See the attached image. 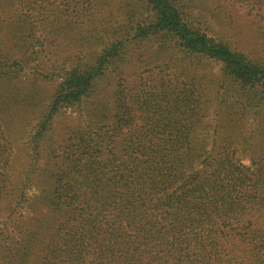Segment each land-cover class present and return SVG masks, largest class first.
<instances>
[{"label":"trees","instance_id":"obj_1","mask_svg":"<svg viewBox=\"0 0 264 264\" xmlns=\"http://www.w3.org/2000/svg\"><path fill=\"white\" fill-rule=\"evenodd\" d=\"M206 2H127L119 31L56 74L20 143L4 85L67 25L39 30L26 0H0L15 49L0 43V264H264V0H210L214 18L243 10L239 47L216 35ZM147 41L157 63L117 75L129 43ZM66 108L80 124L46 142Z\"/></svg>","mask_w":264,"mask_h":264},{"label":"rangeland","instance_id":"obj_2","mask_svg":"<svg viewBox=\"0 0 264 264\" xmlns=\"http://www.w3.org/2000/svg\"><path fill=\"white\" fill-rule=\"evenodd\" d=\"M26 1L23 15L39 30H41L39 27L45 18L51 20L54 18L53 24L56 26L61 24L67 26L61 31L64 35H60L56 40H51L52 37L45 38L46 34H43L45 39L41 38L42 40L39 41L43 45L40 47L39 43L35 45L38 52L25 57L23 71L17 73L12 82L4 85L5 88L14 91L13 95L18 100L16 108L21 111V116L14 119L13 122L20 121L22 123L17 126V131H11V134L22 136L20 143L26 142L27 135L30 133V125L36 121V114L48 102L50 94L55 89L56 74L76 58L83 59L86 54L89 56L92 51L98 48L99 42L107 40L113 31L118 32L119 25L123 21V13L128 7L126 3L130 1L134 3L135 0H91L89 6L86 4L84 9H82L83 3L80 0ZM207 1L201 4V8L205 9L208 22L213 23L216 35L233 47L243 46L249 36L242 33L247 31L243 10L237 7L234 10L231 6L224 5V11L214 18V15L207 11V8L212 9L214 6L213 2ZM227 6L228 8H226ZM34 7L37 11L33 10ZM231 13L236 15L233 18V25L227 23ZM11 22L13 21L10 17H4L0 21V26H3L0 28V43L5 44V51L10 53L11 51L15 52L14 42L9 39L10 36L6 37L1 31L6 32ZM250 33L248 31V34ZM129 45V61L124 64L116 63L118 66L115 72L119 76L128 78L136 76L138 71L147 74V70L157 63L153 56L155 44L147 41L138 44L131 42ZM204 65L214 72L218 71L219 66L213 62H205ZM81 119L77 110L62 109L53 119L52 128L46 136V142L62 139L70 128L80 124ZM11 121L12 118L8 120V122ZM42 148L43 151H46L47 144H44ZM242 163L248 164L249 160L243 159Z\"/></svg>","mask_w":264,"mask_h":264}]
</instances>
